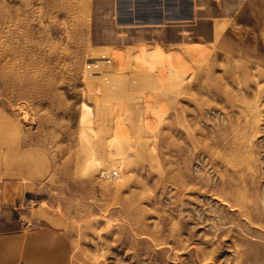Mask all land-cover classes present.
I'll return each instance as SVG.
<instances>
[{
    "label": "rangeland",
    "instance_id": "rangeland-1",
    "mask_svg": "<svg viewBox=\"0 0 264 264\" xmlns=\"http://www.w3.org/2000/svg\"><path fill=\"white\" fill-rule=\"evenodd\" d=\"M124 2L0 0V264H264V0Z\"/></svg>",
    "mask_w": 264,
    "mask_h": 264
},
{
    "label": "crops",
    "instance_id": "crops-1",
    "mask_svg": "<svg viewBox=\"0 0 264 264\" xmlns=\"http://www.w3.org/2000/svg\"><path fill=\"white\" fill-rule=\"evenodd\" d=\"M234 0H125L118 5L122 24H138L157 35L173 33L180 27L210 29L211 17L226 13ZM151 32V33H152Z\"/></svg>",
    "mask_w": 264,
    "mask_h": 264
},
{
    "label": "bare ground",
    "instance_id": "bare-ground-1",
    "mask_svg": "<svg viewBox=\"0 0 264 264\" xmlns=\"http://www.w3.org/2000/svg\"><path fill=\"white\" fill-rule=\"evenodd\" d=\"M133 1V0H132ZM116 2H117V0H116ZM83 5V4H82ZM85 10V9H84Z\"/></svg>",
    "mask_w": 264,
    "mask_h": 264
}]
</instances>
